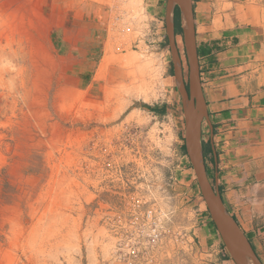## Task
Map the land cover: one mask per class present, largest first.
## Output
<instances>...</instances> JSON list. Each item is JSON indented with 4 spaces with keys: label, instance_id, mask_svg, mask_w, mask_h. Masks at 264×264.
Returning a JSON list of instances; mask_svg holds the SVG:
<instances>
[{
    "label": "rangeland",
    "instance_id": "374dc122",
    "mask_svg": "<svg viewBox=\"0 0 264 264\" xmlns=\"http://www.w3.org/2000/svg\"><path fill=\"white\" fill-rule=\"evenodd\" d=\"M148 2L0 0V264H198L187 238L201 193ZM176 48L186 84L182 36ZM163 103L164 117L139 107ZM147 209L153 253L119 259L121 222Z\"/></svg>",
    "mask_w": 264,
    "mask_h": 264
},
{
    "label": "crops",
    "instance_id": "0c3cea01",
    "mask_svg": "<svg viewBox=\"0 0 264 264\" xmlns=\"http://www.w3.org/2000/svg\"><path fill=\"white\" fill-rule=\"evenodd\" d=\"M148 1L158 9V15L163 14L165 23L166 0ZM226 4L230 8H224ZM192 14L207 111V121L201 125V140L209 147L205 168L208 175L211 172L212 185L225 209L264 264L262 13L247 0H192ZM177 36L182 35L174 33L175 42ZM151 107L156 116L170 112L167 103ZM192 199L197 208L187 240L193 260L198 264H235L201 196L192 195Z\"/></svg>",
    "mask_w": 264,
    "mask_h": 264
},
{
    "label": "water",
    "instance_id": "95a60500",
    "mask_svg": "<svg viewBox=\"0 0 264 264\" xmlns=\"http://www.w3.org/2000/svg\"><path fill=\"white\" fill-rule=\"evenodd\" d=\"M179 9L185 54L188 64V88L183 80L181 60L175 42V8ZM166 36L172 58L173 75L181 98L184 117V146L195 173L201 196L222 243L235 264H262L247 237L225 209L217 189L210 183L201 143V125L207 111L199 81L192 0H166Z\"/></svg>",
    "mask_w": 264,
    "mask_h": 264
},
{
    "label": "built area",
    "instance_id": "2783aa9c",
    "mask_svg": "<svg viewBox=\"0 0 264 264\" xmlns=\"http://www.w3.org/2000/svg\"><path fill=\"white\" fill-rule=\"evenodd\" d=\"M262 13L264 22V0H247ZM160 221L157 219L153 209H147L143 213L132 214L129 220L120 224L119 239L115 243V248L119 259L130 260L143 254L146 258L153 253L152 248L158 243L161 233L159 231ZM154 244V245H153ZM151 263V261H149Z\"/></svg>",
    "mask_w": 264,
    "mask_h": 264
},
{
    "label": "trees",
    "instance_id": "16d2710c",
    "mask_svg": "<svg viewBox=\"0 0 264 264\" xmlns=\"http://www.w3.org/2000/svg\"><path fill=\"white\" fill-rule=\"evenodd\" d=\"M179 15H180L179 14V9L176 7L175 8V13H174L175 35H182V30L180 28V17H179ZM187 88H188V84L186 83V89ZM139 107L144 108V109H146V110H148L150 112H155L154 108H152L150 106H147V105H140ZM202 147H203V154H204V159H205L206 151H207V149L209 150V147L207 146V149H206L204 144H202ZM182 151L186 155L184 144L182 146ZM206 173H207V176H208L207 170H206ZM208 179H209V177H208Z\"/></svg>",
    "mask_w": 264,
    "mask_h": 264
}]
</instances>
